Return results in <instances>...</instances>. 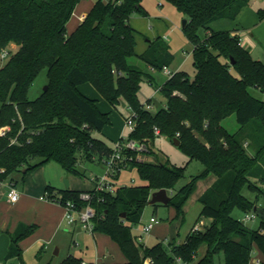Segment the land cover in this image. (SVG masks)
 <instances>
[{"label": "trees", "instance_id": "trees-1", "mask_svg": "<svg viewBox=\"0 0 264 264\" xmlns=\"http://www.w3.org/2000/svg\"><path fill=\"white\" fill-rule=\"evenodd\" d=\"M81 1L0 0V53L10 44L19 46L0 68V129L11 128L8 135L0 136V181L38 158L42 160L38 166L56 162L68 174L83 177L80 165L102 164L111 157L115 147L94 137L111 123L110 115L79 89L91 84L111 107L126 102L135 122L129 140L145 144L149 155L155 156L150 144L158 129L160 136L179 141L189 162L203 165L200 174L177 190L187 167L168 159L140 161L137 152L125 150L124 170L136 169L146 185L122 186L114 193L90 191L95 233L109 236L120 247L124 264H177L178 260L216 264L221 254L225 264H250L255 246L264 255V209L257 205L259 196H264V101L250 92L264 94V63L253 59L235 32L212 30L217 21L236 20L252 0H165L188 20L183 30L194 47L195 77L185 71L174 73L161 88L167 102L156 114L139 99L142 83L151 75L131 61L162 71L172 65L174 55L161 38L151 41L146 53L137 52V31L130 17L148 15L144 0H97L68 34L67 25ZM259 17L264 20V9ZM202 30L205 39L200 37ZM44 70L47 89L30 101V88ZM232 115L240 126L233 134L222 126ZM209 175L216 181L199 198L202 210L194 225L202 218L211 220L204 231L192 230L177 246L159 242L146 247L137 242L133 229L141 223L154 192L167 190L171 197L167 206L176 209L179 219L200 180ZM244 190L256 194V199L247 198ZM82 193L46 188L51 199L61 196V204L72 201L80 208L87 205L80 200ZM235 210L258 216L259 228L236 219ZM36 229L22 224L10 235L6 262L22 260L21 243ZM203 246L206 253L197 260ZM83 263L69 256L60 264Z\"/></svg>", "mask_w": 264, "mask_h": 264}, {"label": "rangeland", "instance_id": "rangeland-1", "mask_svg": "<svg viewBox=\"0 0 264 264\" xmlns=\"http://www.w3.org/2000/svg\"><path fill=\"white\" fill-rule=\"evenodd\" d=\"M95 1L96 0H82L78 4L69 22L67 28L68 33H71L72 30L70 29H72L73 25H75L80 19L79 17L82 14L89 12ZM143 7L148 14L147 16H143L140 13H133L130 17L131 25L137 31V52L139 54L146 53L149 50L151 41H155L157 38L163 39L165 36V42L170 46V49L175 56L173 67H169L170 71H185L191 78H194L195 69L192 57L193 45L188 40L183 30V22L186 20L185 15L180 13L171 3L165 0H144ZM261 9H264V0L251 1L248 10L252 14L250 16L251 18H258V26H254L253 29L247 33L249 36H251V34L256 35L255 45H257V47L253 48V52L251 54L253 59L264 62V20L261 21L259 18V11ZM217 24L215 25V28L220 27V23ZM255 29L256 33H254ZM206 36L207 33L202 30L200 32V37L205 39ZM18 49V45L10 44L7 48L2 50L0 53V68L9 62ZM184 50L187 51L185 54ZM4 52H7V56L2 58V54ZM131 63L140 66V68L145 69V71L151 75V77L144 79L139 92V99L141 103L145 105L146 109H148L152 114H156L166 105V97L161 91V88L170 77L167 76L163 70L161 71L147 68L144 63L136 59H132ZM233 74L239 77L235 70H233ZM151 82L153 85H151ZM47 85L48 75L47 70H44L30 88L29 100L34 101L39 98ZM84 86H88L89 88H93V90H95L91 84H86ZM88 92L89 91H86V93ZM94 92H96L95 97L100 98V100L107 105L101 95L97 93V91ZM250 92L255 97L264 101L263 93L255 89H251ZM88 98L96 100L92 98V96H89ZM1 105L2 104L0 103V109ZM98 108L101 112L102 110L105 111L102 106H98ZM110 108L112 109L109 113L111 123L106 127L104 132H94V137L103 139L109 145L113 146L115 144L112 139H129L130 130L126 126V119L133 115V111L123 100L120 102L117 109L111 106ZM222 126L232 134L236 133L240 128L235 115L226 118L222 122ZM10 132L11 128L8 127L7 135ZM104 134L107 135V138ZM11 140L12 142H16V139ZM150 147L155 152V156L152 158L149 154H147L149 157L148 159L153 160L154 157L161 161H166L168 159L173 165L178 167H187L186 178L179 182L177 190L184 187L190 181L191 177L200 174L203 170V165L200 161L193 160L189 162L188 156L179 148V146H176L174 142L165 136H156L154 143L150 144ZM137 156L138 159L142 161L146 160L145 154L138 153ZM41 161L42 160L39 158L31 161L30 166H26L20 172H15L3 179V185L5 186L12 181H16L19 189L25 190L27 195H30V197L38 199L39 196H43L45 194L47 186H53L57 189H65L66 181L70 182V189L72 190H90L94 186L92 178L95 175L101 177L105 174V169L102 166L83 163L80 165V171L85 172V175L83 177H78L68 174L65 169L56 162H49L38 166ZM213 178L214 175H209L208 177L200 180L197 189L189 197L183 207L184 216L179 219L176 218V209L173 206L168 207L159 204L158 207H154L152 205H148L144 211L141 223L133 229V234L136 237H139L141 235V227L144 224H147L152 217H156L160 224L154 228L153 232L149 236L143 237L144 245L146 247H153L162 241H172L170 245L177 246L178 241L173 240L184 239L190 232L202 210L199 198L208 189V187H210ZM93 180L95 183V179ZM110 182L114 184L115 189L122 186L146 185V182L140 178L136 169L124 170L119 179L110 180ZM2 188L3 187L0 185V190ZM261 190L264 192V185L261 186ZM0 195L4 196V192H0ZM244 195L250 200L256 199V194L248 190H244ZM2 196H0V200ZM44 202L49 203V201ZM257 205L259 208L264 209L263 195L259 196ZM9 206L10 205L6 204L5 209ZM0 215H3L2 210H0ZM15 216L16 213L14 210L9 212L6 211L3 215L4 218L8 217V219H13ZM233 216L244 222L251 229L259 228L260 218L256 215L253 220L245 221L247 214H244L240 210H235ZM201 220L206 223V226L210 225L208 219L202 218ZM65 230L66 229L64 228L63 231L60 232L55 242L56 245H60L61 247V253L59 255L55 254L57 247L54 246L55 244L48 245L50 241L49 231L46 230L40 233L37 228L33 235L26 238L22 242V260L13 261L11 264H60L66 258L69 251L75 257L83 259L85 263L122 264L126 261V257L120 247L112 241L109 236L100 233H96L95 236H93V234L85 232L81 227L76 230L74 235H72V231L70 234L65 233ZM40 236H42L43 240H38ZM46 246H48L47 250L42 252V248H46ZM205 251L206 246H203L198 253L197 260L204 255ZM258 260L261 261L260 264H264V255L259 248L255 246L250 264H258ZM216 264H225L223 254L217 257Z\"/></svg>", "mask_w": 264, "mask_h": 264}, {"label": "crops", "instance_id": "crops-1", "mask_svg": "<svg viewBox=\"0 0 264 264\" xmlns=\"http://www.w3.org/2000/svg\"><path fill=\"white\" fill-rule=\"evenodd\" d=\"M248 7L244 8L243 11L241 12V14L238 16V18L236 20H234V21H231V20H220V21H217V22L213 23L212 24V30L213 31H231V32H235L238 35V37L240 38L242 46L245 47L246 49H248L250 51V53L252 54L253 48L257 47V45H255V43H256V35L255 34H251V36H249L247 32H250L253 29L254 26L255 27L258 26V21H257L258 18L257 17H254V18L250 17L252 14L249 12ZM87 14H88V12L82 14L79 17L80 19L76 22L75 25H73V28L70 29V30H72L71 33L76 29V27L81 22H83V20L87 16ZM261 21H263V20H261ZM263 22H261V23H263ZM217 23H220V27L219 28H217V27L215 28V25ZM68 25H69V23H68ZM68 25H67V28H68ZM71 33H68V34H71ZM254 33H256V29H255ZM163 40L164 41L166 40L165 36H164ZM193 50H194V47H193ZM185 52H187V51L184 50V54H185ZM192 53H193V51H192ZM174 62H175V56H174V61H173L172 65H171L172 67H173ZM169 71H170V69H169ZM170 72H172V71H170ZM176 72H178V70H175L174 72H172V74H174ZM151 85H153L152 82H151ZM83 87L81 86L79 88L80 91L85 96H88V97L92 96V98L96 99V101H98V106L99 107L102 106L104 108V110H105V111L102 110V112H104V113H110L111 112L112 109L110 108V105L105 100L104 101L107 103L108 106L106 104H104V102H102V100H100V98L95 97V93L96 92H94V91H96V90H93V88H89L88 86L85 87L84 85H83ZM86 91H89L90 93L89 92L86 93ZM105 129H104V131H105ZM104 135L107 138V135L106 134H104ZM112 140H113L114 144L116 145V143L119 142L121 139L120 140L112 139ZM115 145H113L112 147H115ZM150 156L153 158L152 155H150ZM145 158H146L145 161H149V162L156 161V157H154V159L151 160V159H148L149 158L148 155H145ZM97 165L98 166H102L105 169L104 163L97 164ZM81 172L83 173V176H84L85 172H83V171H81ZM121 174H120V176H121ZM120 176H119V178H120ZM96 178H98L97 175H95L92 178V182H93V185H94L92 189H90V190H74V191H82V192L93 191L94 188H95V183H94L93 179H96ZM215 181H216V177L214 176V178L211 181L210 187L215 183ZM3 184L4 183L2 181H0V185H1V187H3L0 190V192H4V196L0 195V196H2L1 200H0V210H2V214L3 215L5 214L6 211L9 212V211L14 210L15 213H16V216L13 219L12 218L8 219V217L4 218L3 215H0V264H2V263L10 264V263L6 262V257H7V254H8V251H9V247H10V244H11L10 235L14 234L16 232V230L18 229V227L20 225H22V224L27 225V226H36V228H38V232H40V233L43 232V231L48 230L49 231V235H50V241H49L48 245H54L55 244L54 246H57L55 254L59 255L61 253V247H60V245H56L55 242H56L57 237L59 236L60 232L63 231V229L65 228L66 229L65 233L70 234V232L72 231L71 233H72V235H74V233L79 228V226H69V225H67V223L65 221V218H64L65 210H64V208L62 206H60L58 204L51 203V202L45 203L44 201L41 200V198L46 194V191H45V194L43 196H39V198L37 199V198L30 197V195H27L25 190L19 189L17 187L18 183L16 181L15 182L12 181V182H10L9 184H7L5 186ZM10 185L15 186L16 189L19 191L20 199H19V201L17 203H11L8 200V198H7V192H8V189H9ZM50 187H53V186H50ZM210 187H208V188H210ZM53 188H55V187H53ZM55 189L56 190H63V189H57V188H55ZM6 204H8L10 206L6 207V209H5V205ZM197 220L195 221L194 225L196 224ZM200 222H203L204 229H205L207 227L206 223L203 220H200L198 223H200ZM209 222L211 224L212 221L209 220ZM194 225L191 228L190 232L193 230ZM95 234H93V236H95ZM188 234L186 235V237L188 236ZM186 237L184 239H179V240L174 239L173 241H178V245H181V244H183L185 242ZM38 240H43L42 236H40ZM162 242L167 246L172 241L171 242L162 241ZM21 245H22V243H21ZM47 248H48V246H46V248H42V252L46 251ZM205 253H206V251H205ZM205 253H204V255H205ZM69 256H74V255H72L70 253V251H69L67 256H66V258L69 257ZM202 257H200V259ZM200 259H198V260H200ZM124 263H126V261ZM124 263H122V264H124ZM105 264H115V263H105Z\"/></svg>", "mask_w": 264, "mask_h": 264}, {"label": "built area", "instance_id": "built-area-1", "mask_svg": "<svg viewBox=\"0 0 264 264\" xmlns=\"http://www.w3.org/2000/svg\"><path fill=\"white\" fill-rule=\"evenodd\" d=\"M97 1V0H96ZM7 56V52H4L2 54V58H5ZM165 74L169 77H172V72L169 71L168 68H165L163 70ZM126 126L130 130V133L135 130V122L133 120V116L129 117L126 120ZM8 133V127H4L0 130V136H6ZM155 135L160 136V131L158 129H155ZM125 150H132L139 154H145L147 155L149 153V149L145 144H138L131 140H123L121 139L119 142L116 143L115 149L111 157L104 162L105 166V174L101 177H98L95 179V188L93 191L101 193V192H110L114 193L115 188L114 184L110 182V180H116V175L120 172L122 173L124 169L126 168V162L123 159V153ZM140 160V159H138ZM142 161V160H140ZM7 198L11 203H17L20 199L19 191L16 189L15 186L10 185L8 192H7ZM93 199V195L90 192H84L80 195V200L87 205L85 207H79L76 203L72 201H67L64 204H61L60 201L62 200L61 196H55V199H51L47 194H45L41 200L42 201H49L54 204H58L62 206L65 210V221L67 225L69 226H79L81 227L85 232L89 234H95V224L94 220L96 218V211L91 205V201ZM255 218L254 214H249L245 217V221H251ZM160 222L156 217H152L150 221L147 224H144L141 227L140 233L141 235L137 237V242L139 244H143V237L149 236L154 228L159 225ZM204 224L203 222L198 223L193 231L200 232L204 231ZM258 264L261 263L260 260L257 261ZM86 264V263H83ZM146 264H149V261L146 262ZM177 264H183L181 261H177Z\"/></svg>", "mask_w": 264, "mask_h": 264}, {"label": "water", "instance_id": "water-1", "mask_svg": "<svg viewBox=\"0 0 264 264\" xmlns=\"http://www.w3.org/2000/svg\"><path fill=\"white\" fill-rule=\"evenodd\" d=\"M187 23H188V20H185L183 22V28L186 27ZM46 89H47V87L45 88V90ZM174 143H175L176 146H179V144H180L177 139L174 140ZM69 188H70V183H69V181H66V189H69ZM170 200H171V197L169 196L167 190L163 189V190L154 192L152 194V197H151V200L149 202V205L153 206V205H156V204H161V205L167 206L169 204ZM256 210L257 209H255V212H257Z\"/></svg>", "mask_w": 264, "mask_h": 264}]
</instances>
